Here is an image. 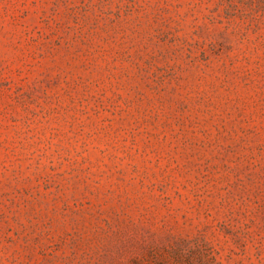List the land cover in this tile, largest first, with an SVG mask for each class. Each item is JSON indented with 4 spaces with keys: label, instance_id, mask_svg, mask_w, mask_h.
I'll return each mask as SVG.
<instances>
[{
    "label": "rangeland",
    "instance_id": "1",
    "mask_svg": "<svg viewBox=\"0 0 264 264\" xmlns=\"http://www.w3.org/2000/svg\"><path fill=\"white\" fill-rule=\"evenodd\" d=\"M0 264H264V0H0Z\"/></svg>",
    "mask_w": 264,
    "mask_h": 264
}]
</instances>
